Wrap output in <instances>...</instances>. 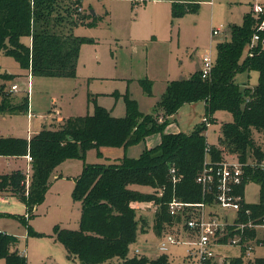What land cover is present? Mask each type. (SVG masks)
Returning <instances> with one entry per match:
<instances>
[{"label": "trees", "instance_id": "1", "mask_svg": "<svg viewBox=\"0 0 264 264\" xmlns=\"http://www.w3.org/2000/svg\"><path fill=\"white\" fill-rule=\"evenodd\" d=\"M80 2L0 0V53L13 57L31 76H74L82 38L73 35L71 27L82 23L85 16L78 10ZM196 10L197 3H173L171 12L177 17ZM262 20L264 14L255 16L249 9L241 23L231 24L229 38L216 42V59L208 75L203 77L198 69L187 77L167 81L154 113L140 111L136 100L125 91L122 116L94 102L92 112L63 118L58 127L42 128L29 138L0 136V156L28 154L32 158L29 177L18 169L0 174V193L20 200L29 218L44 200L64 160L82 158L91 147L98 153L100 147H120L125 151L159 133L160 141L145 146L138 156L124 153L110 163L83 165L72 190L73 197L80 201L78 228L56 226L53 232L66 257L76 264H167L165 254L148 257L129 253L139 228L143 230L144 219L138 216L137 209L143 203L156 204L153 228L162 233L165 224L173 221L167 202L173 196L186 202L203 200L196 176L205 162L215 165L228 156L244 163L237 192L243 195L244 186L252 181L258 184L259 193L257 202H243L238 211L237 221L245 226L231 225L223 238L238 237L239 242L256 239L264 244V168L249 164L250 155L253 160L264 157V149L257 142L264 137V28H258ZM254 35L258 39L251 46ZM24 37H30L29 44ZM250 70L258 73L256 85L235 80L236 74ZM13 78L14 74L0 71L2 115L29 110L28 90L18 101L12 99L13 91L8 85ZM140 83L151 94L152 81L142 78ZM199 100L204 104L205 121L189 131L165 130L184 103ZM221 110L228 112L230 119L221 122L217 143L209 144L206 128L216 122L213 115ZM171 168L177 178L174 182ZM133 185L148 186L153 191H141ZM18 218L28 226L23 215ZM248 223L261 227H247ZM28 230L35 233L29 226ZM17 241L16 236L0 231V258L5 264H26V257L16 248ZM222 264L244 263L239 256ZM252 264H264V257L254 258Z\"/></svg>", "mask_w": 264, "mask_h": 264}, {"label": "rangeland", "instance_id": "2", "mask_svg": "<svg viewBox=\"0 0 264 264\" xmlns=\"http://www.w3.org/2000/svg\"><path fill=\"white\" fill-rule=\"evenodd\" d=\"M207 1L176 2L185 6L197 3V10L174 17L172 4H167L165 0H81L79 8L85 16L82 23L71 27L72 34L82 38L74 76L30 75L27 78V70L21 68L18 61L0 53V71L17 73L8 85L10 87L14 81L18 82V90L13 91L12 99L18 101L27 90L29 92L28 113L0 114V136L25 138L38 131L43 124L56 128L62 118L92 112L94 102L108 109L113 107L112 114L122 116V94L125 91L136 100L140 111L154 113L155 103L160 99L166 81L192 74L200 67L198 59L205 53H209L215 61L216 42L228 39L230 25L241 23L244 14L251 8L249 0H212V4ZM214 27H220L222 31L212 35ZM24 41H27L26 37ZM142 78L152 81L151 94L142 89ZM257 79L255 70L235 76L237 82L249 86L256 85ZM203 115V101L184 103L165 130H190L202 121ZM213 116L216 122H210L205 131L209 144L217 143L221 122L230 118V114L222 110ZM147 137L148 146L156 145L161 138L159 133ZM257 142L264 149V137ZM142 148L143 142L125 151L120 147H100L98 153L91 147L82 158L64 160L59 164L57 176L50 182L44 200L29 218L24 204L16 197L10 195L14 199L9 202L0 200V231L17 237V249L26 257V264H76L66 257L63 245L55 240L53 234L56 226L78 228L80 201L72 195L76 177L84 164L110 163L124 153L135 157ZM249 157L252 161V155ZM26 168L24 158L8 160L0 157V173L18 169L30 175V168ZM133 188L153 191L148 186L133 185ZM258 193V184L248 182L243 189L244 202H257ZM210 210L206 208L207 212ZM153 213V206L149 203H143L137 209L138 216L144 219L143 230L139 228L136 242L129 247L130 252L135 246H145L152 250L148 254L152 255L153 250L157 253L156 244L159 236L165 233V228L162 233L155 231ZM20 215L35 233L29 232L28 226L18 218ZM228 215L229 221L236 216L232 212ZM229 228L227 226L226 229ZM169 229L173 228L166 230ZM246 244L252 246L248 254L244 251ZM172 250L180 253L183 245L176 244ZM214 251L222 259L225 258L224 261L240 256L244 264H252L254 258L264 257V244L257 243L256 239L242 240L237 244L227 240L216 245ZM166 256L167 264H189L188 260L184 261L173 253ZM0 264H5L3 258H0Z\"/></svg>", "mask_w": 264, "mask_h": 264}, {"label": "built area", "instance_id": "3", "mask_svg": "<svg viewBox=\"0 0 264 264\" xmlns=\"http://www.w3.org/2000/svg\"><path fill=\"white\" fill-rule=\"evenodd\" d=\"M80 10V8L78 9ZM253 15L259 16L264 14V3L254 1L251 4ZM259 29L264 28V20L259 24ZM222 31L220 27H214L211 30L212 35H217ZM257 35L252 38V43H256ZM213 65V61L209 53H205L201 57V75H208ZM11 91H17L18 85L13 83L10 85ZM29 93V92H28ZM205 121L206 118L202 117ZM28 162H31L30 155H26ZM251 166L264 168V157L259 160L249 161ZM244 163L239 162L232 156H228L221 162L211 165L205 162L203 169L196 176V182L201 186L203 192V200L199 202H186L173 196L167 202V210L172 216L173 221L170 224H165V233L159 237L156 244L157 255L160 254H175L181 256L182 259L188 260L189 264H222L224 259L218 256L214 247L224 244L225 242H239L238 237H232L225 240L223 237L227 226L236 225L243 228L245 225L239 223L238 211L242 207L243 195L237 192L236 188L241 185L243 177ZM171 179L174 182L177 178L174 176V169L171 168ZM157 205H153V210L156 211ZM211 208L209 212L206 208ZM235 213L236 216L232 221H229L228 213ZM247 227H255L258 229L261 226L248 223ZM173 228L172 230H166ZM244 241H246L244 239ZM183 245L182 252L178 253L172 250L174 245ZM246 253L252 251L251 244L244 248ZM132 254L146 255L139 248H133ZM156 255V256H157Z\"/></svg>", "mask_w": 264, "mask_h": 264}, {"label": "crops", "instance_id": "4", "mask_svg": "<svg viewBox=\"0 0 264 264\" xmlns=\"http://www.w3.org/2000/svg\"><path fill=\"white\" fill-rule=\"evenodd\" d=\"M133 1V0H132ZM188 1H190V0H188ZM188 1H186V0H165V2L168 4H173V3H176V2H188ZM254 1H256V0H249L248 2L250 3V5L254 2ZM258 1H260L261 3H264V1H262V0H258ZM207 2H209V3H211L212 4V0H208ZM136 3V2H135ZM138 7V6H137ZM251 9V8H250ZM27 38V41H24V38H23V41L26 43V44H29L30 43V37H26ZM262 44H264V43H262ZM202 57V56H201ZM201 57L198 59V61H199V66L201 67ZM200 67L198 68V69H200ZM197 69V70H198ZM25 71V70H24ZM6 72V71H5ZM13 74H15V75H17V73H13ZM26 75H27V78H29V76H30V73H29V71L27 70V73H26ZM94 78H96V77H94ZM98 79V78H97ZM167 81H169V80H167ZM167 81H166V83H167ZM13 83H17L18 84V82L16 81H14ZM244 83V82H243ZM242 84V83H241ZM165 88V87H164ZM109 94H113V93H109ZM118 95H120V94H118ZM95 99H97V96H96V98ZM203 106H204V104H203ZM105 107V106H104ZM29 109V108H28ZM109 110L111 111V113L113 112V107L112 108H109ZM29 112V110L26 112V113H28ZM216 113V112H215ZM124 114V113H123ZM176 114H177V112H176ZM176 114H174L173 116H171V118L173 117V120L175 119V117H176ZM115 116H119V115H115ZM63 119V118H62ZM61 119V120H62ZM216 119V118H215ZM230 119V118H229ZM228 119V120H229ZM172 121V120H171ZM224 121H226V120H224ZM172 124V122H170V124L167 126V128L166 129H168V127L170 126ZM42 128H51V127H47V126H44V124L41 126V128L39 129V130H41ZM38 130V131H39ZM181 129H177V130H174V131H168V132H177V131H180ZM38 131H36V132H38ZM181 131H183V130H181ZM187 131H189V130H187ZM36 132H34V133H36ZM34 133H32V134H30L29 136H27V137H25V138H29L31 135H33ZM16 137V136H15ZM151 137V136H150ZM148 138L149 137H146V139L148 140ZM145 146H147V147H151V146H148V144L146 143V140H145V142L143 143V147H145ZM143 149V148H142ZM142 151V150H141ZM0 157H3V158H5V159H12V158H18V157H21V158H24L25 160H26V170H28V168H30V163L28 162V160H27V158H26V155L25 156H16V157H14V156H11V157H8V156H0ZM107 160H111V159H109V158H106ZM116 159H118V158H116ZM115 160V159H114ZM10 171H12V170H9V171H6V172H2V173H0V174H3V173H8V172H10ZM26 173V175L28 174V172L26 171L25 172ZM27 177H29V175H27ZM11 199H14V197H10V195H7V194H3V193H0V200L1 201H4V202H9V200H11ZM25 207V206H24ZM25 209V208H24ZM1 229V228H0ZM16 248H17V246H16ZM134 248H139L143 253H145L148 257L150 256V257H155L156 255H157V253H155V250H153V253H152V255H150V254H148V251L150 252V251H152V250H150V247H146L145 248V246H142V248H140V247H134ZM129 253L130 254H132V252H130L129 251Z\"/></svg>", "mask_w": 264, "mask_h": 264}]
</instances>
